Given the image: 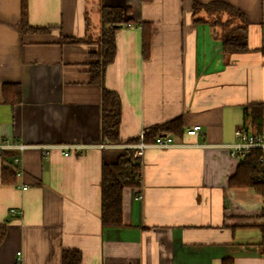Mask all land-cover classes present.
Wrapping results in <instances>:
<instances>
[{
  "label": "crops",
  "instance_id": "1",
  "mask_svg": "<svg viewBox=\"0 0 264 264\" xmlns=\"http://www.w3.org/2000/svg\"><path fill=\"white\" fill-rule=\"evenodd\" d=\"M210 1L0 0V264H61L68 249L80 264H264L262 193L229 184L234 131L264 104V0H224L234 10L221 14L200 7ZM104 8L123 20L99 83ZM23 11L43 30L24 28ZM242 29L247 50H223ZM5 83L20 88L13 103ZM102 88L120 99L117 143L102 137ZM174 119L176 145L143 149L122 224L104 226L102 165Z\"/></svg>",
  "mask_w": 264,
  "mask_h": 264
},
{
  "label": "trees",
  "instance_id": "2",
  "mask_svg": "<svg viewBox=\"0 0 264 264\" xmlns=\"http://www.w3.org/2000/svg\"><path fill=\"white\" fill-rule=\"evenodd\" d=\"M211 13L221 14L230 12L234 7L224 0H212L200 5ZM121 8H104L102 20L105 26L102 29L100 40L101 47L97 52L92 53L96 60L90 65V76L93 82H101L102 66L109 62L114 54V29L118 26L122 18ZM22 26L30 31H39L28 25L25 12L22 13ZM242 16V13H239ZM227 25V24H226ZM222 49L229 52H241L247 50L246 33L242 29L240 32L228 34L221 41ZM143 52L148 51L147 38L143 40ZM264 52V49H262ZM10 89L11 97H4L11 103L18 100L20 88L15 83L3 84L2 91L6 95ZM102 125L101 132L104 140L110 143L119 142L120 124V99L116 92L102 88L101 94ZM249 120L256 129H261L264 125V104L255 103L248 106ZM177 119L164 123L160 128L150 129L146 132L144 139H153L156 135L168 134L178 131ZM235 173L229 178V184L253 187L256 191L264 194L263 168L259 162V152L251 149L244 157L239 159ZM5 168L3 169V171ZM140 163L132 151H126L120 155L116 162L102 165L101 176V220L104 226L118 227L122 224V191L124 187L139 185ZM262 243H264V225L261 226ZM5 235V225L0 224V242ZM81 253L77 250H64L62 252L61 264H80ZM222 264H232L230 258L222 260Z\"/></svg>",
  "mask_w": 264,
  "mask_h": 264
},
{
  "label": "built area",
  "instance_id": "3",
  "mask_svg": "<svg viewBox=\"0 0 264 264\" xmlns=\"http://www.w3.org/2000/svg\"><path fill=\"white\" fill-rule=\"evenodd\" d=\"M126 26L133 27L134 25L131 22H127ZM201 132V126L199 124H193L186 129L187 135H197ZM145 130H141L135 142L132 144H127L125 146L126 151H132L133 155L137 158H140L142 155L143 149L147 146H158V147H168L176 145L173 141V137L171 134H163L156 135L152 141H146ZM235 140L229 146V154L230 156L241 159L244 157L251 149H256L259 152V162L263 168L264 175V125L261 129H256L252 126L249 121L246 125H241L237 127L234 131ZM8 145V142L4 140H0V151ZM69 151L66 149L63 151L65 155L68 154ZM18 162V157H14L13 163ZM16 173L19 171L16 169ZM25 188V186H23ZM140 197V194L136 196ZM262 200L264 202V194H262ZM13 209H10V212H13ZM17 255H20V252H17ZM264 255V254H263ZM20 258L18 257V260Z\"/></svg>",
  "mask_w": 264,
  "mask_h": 264
},
{
  "label": "rangeland",
  "instance_id": "4",
  "mask_svg": "<svg viewBox=\"0 0 264 264\" xmlns=\"http://www.w3.org/2000/svg\"><path fill=\"white\" fill-rule=\"evenodd\" d=\"M228 20H229V19H228ZM228 20L225 22V24H227V26H229V25H230V23H229V21H228Z\"/></svg>",
  "mask_w": 264,
  "mask_h": 264
}]
</instances>
